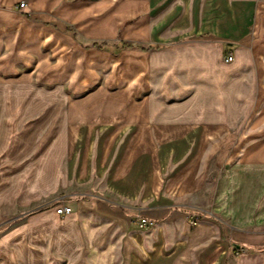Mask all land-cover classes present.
Segmentation results:
<instances>
[{
  "label": "crops",
  "instance_id": "obj_1",
  "mask_svg": "<svg viewBox=\"0 0 264 264\" xmlns=\"http://www.w3.org/2000/svg\"><path fill=\"white\" fill-rule=\"evenodd\" d=\"M0 136L1 264H264V0H0Z\"/></svg>",
  "mask_w": 264,
  "mask_h": 264
},
{
  "label": "rangeland",
  "instance_id": "obj_2",
  "mask_svg": "<svg viewBox=\"0 0 264 264\" xmlns=\"http://www.w3.org/2000/svg\"><path fill=\"white\" fill-rule=\"evenodd\" d=\"M23 9H21L19 6V10H23ZM105 44H106L105 48H107L109 46V44H107L106 42H105ZM131 45L133 46V44H131ZM91 46H88V47H91ZM91 49H93V48H91ZM132 49H134V46ZM132 49H124V50H132ZM106 73L107 72L104 73L103 77H106V75H107ZM94 89H95L94 87H88V88L83 89L82 91L71 92L70 89L66 87V89H64V92H62V93L74 96L75 99H79L81 96L93 92ZM53 90H54L53 85H49L46 83H39V82L34 83L33 91L35 93H38V94L40 93V94L46 95V94H49ZM61 91H63V89H61ZM36 118H37L36 116L25 118L23 121V124H22L23 127L30 124L32 121L36 120ZM11 137H13V136H11ZM42 137H44V135H42V133H41L39 135V138H41L39 140V143L42 141ZM0 138H1V136H0ZM37 143L38 142L36 140V142H34V150L32 149L22 159H20L19 161H16V163H18V165H16V164H14L13 166L6 165L5 155H2V154L0 155V189H1V187L4 188V185L8 186V190H10L14 186H16L17 188H19L18 186H20V188L17 189V191L19 193L15 192L17 194H13V196L8 200L7 204H5L3 202L0 203V239L3 238V236H5L6 234H9L13 230H15L17 227L24 224L25 222L29 221V219L31 217L38 214L40 211H42L44 209V207L42 206L44 204L42 200L39 202H35V203L31 202V203H29V205H26V206L22 205V202H23L24 198H26V195H27L28 186L32 181V174H27V175L23 174L24 171L26 172L29 170V167L21 166V165H24L27 161L30 160L31 156H33L37 153V147H38ZM9 155H10V153H9ZM11 155H12V153H11ZM0 194H1V192H0ZM58 197L59 196L51 197L48 200H52V201L56 202V203H54V207H56V206L57 207L58 206L59 207L67 206L64 204H60L61 206L58 205V203H57ZM201 219H202L201 216H198V215L193 216V218H191L192 224H196ZM74 264H86V263L80 261V262H76Z\"/></svg>",
  "mask_w": 264,
  "mask_h": 264
},
{
  "label": "built area",
  "instance_id": "obj_3",
  "mask_svg": "<svg viewBox=\"0 0 264 264\" xmlns=\"http://www.w3.org/2000/svg\"><path fill=\"white\" fill-rule=\"evenodd\" d=\"M20 8L23 9L25 8V4H20ZM234 60V56L233 54H227V56L225 57V62L226 63H231ZM72 213V209L70 207L67 206H61L57 209V214L59 216H67L70 215ZM141 227H144L147 225V222L145 220H142L140 222Z\"/></svg>",
  "mask_w": 264,
  "mask_h": 264
},
{
  "label": "trees",
  "instance_id": "obj_4",
  "mask_svg": "<svg viewBox=\"0 0 264 264\" xmlns=\"http://www.w3.org/2000/svg\"><path fill=\"white\" fill-rule=\"evenodd\" d=\"M105 47H106V44L102 43V44H94L91 47H87V48L88 49L93 48V49H97V50H103V49H105ZM121 47H122V49H132L133 48V46L129 43H122Z\"/></svg>",
  "mask_w": 264,
  "mask_h": 264
}]
</instances>
